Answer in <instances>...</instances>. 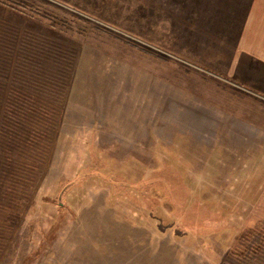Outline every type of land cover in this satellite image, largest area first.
<instances>
[{
	"label": "rangeland",
	"instance_id": "rangeland-1",
	"mask_svg": "<svg viewBox=\"0 0 264 264\" xmlns=\"http://www.w3.org/2000/svg\"><path fill=\"white\" fill-rule=\"evenodd\" d=\"M255 14L264 0H0V65L37 38L68 77L22 125L0 96V264H264V246L228 247L263 200L264 68L244 51L260 50L261 24L244 35ZM84 168L97 171L78 181ZM120 176L157 183L117 194ZM212 214L230 227L195 232Z\"/></svg>",
	"mask_w": 264,
	"mask_h": 264
},
{
	"label": "trees",
	"instance_id": "trees-1",
	"mask_svg": "<svg viewBox=\"0 0 264 264\" xmlns=\"http://www.w3.org/2000/svg\"><path fill=\"white\" fill-rule=\"evenodd\" d=\"M7 6L15 10L17 9L19 12H25L24 10L28 9L31 15H33L34 12H37L33 4H26L20 1L9 3ZM1 25V30L6 31L7 24L2 23ZM35 40L29 39V44L31 45L28 49L30 56L29 59H27V57L25 60L14 61L15 63L12 66V61L10 62L11 64L7 65L5 64L6 60L2 59L4 63H1L0 65V96L1 98H4L3 101L6 102V108L8 107L9 111L13 113L15 123L18 125H22L23 122H25L23 120L26 113L32 111L35 112L37 108L38 111L41 109V103H37L36 101H51V94L59 92L60 95H63L68 87L66 86L68 84V77L63 76V68H60L58 60L53 53L50 52L48 43L45 45V48L42 47L37 49L35 44L39 43V40H37V38ZM68 65L69 64H67V66ZM2 70H5L6 72L11 71V73L7 72L6 75H4L5 73H3ZM6 77L11 78L10 84H8V81H4V78L6 79ZM26 90L39 93V98L33 96V93H28ZM18 111L19 113L17 114L16 112ZM20 112L23 113L22 116ZM29 123L30 122H28V124ZM88 170L90 169L84 168L79 170L75 174L78 178L77 180L79 181L81 179L82 181L87 178L89 174H94V171H97L96 169H92V171ZM96 175L102 176L100 173ZM117 178L124 180L123 184H120L119 179ZM112 180L114 182V184H111L113 192L117 194L123 193V195H127L128 187H133L134 191L138 193L140 192L141 187L144 188V191L149 192V189L157 183L155 182L151 186H147V182H145L142 177L135 182H129L123 176L116 178L112 177ZM262 187L264 188V177L262 179L261 188ZM166 195H168V192H166ZM260 196H262L263 199L262 203H260V205L257 204L256 208L254 205L253 209L248 213L242 224L234 228V231L236 230L235 236L232 238L231 243L228 246L229 250L234 255L244 254L248 251V253L254 254L264 246V191L263 193L261 192ZM20 200L21 205L25 207L24 205L27 203L26 198ZM55 200L56 199L53 198L49 202L54 203L57 208L59 207L58 210H60V207L62 206L57 203V200ZM224 223H226V220L223 216L212 214L207 216L203 223H198L195 232L202 236H207L208 234H213L215 232L217 233L224 230L226 226L230 227ZM168 228H172L173 234L176 236H185L187 233L178 223L172 222L167 225H162L161 222L158 223V229L160 231L165 232ZM255 234L259 235V241L252 242L251 239Z\"/></svg>",
	"mask_w": 264,
	"mask_h": 264
},
{
	"label": "crops",
	"instance_id": "crops-1",
	"mask_svg": "<svg viewBox=\"0 0 264 264\" xmlns=\"http://www.w3.org/2000/svg\"><path fill=\"white\" fill-rule=\"evenodd\" d=\"M259 6V2L255 1L253 4L254 9L257 8ZM254 14V13H253ZM252 15V14H251ZM258 15H254L253 18L250 20V24L248 23L245 31H244V35L247 36V34L252 35L254 34L253 30L256 29L257 27H259L260 25V36L262 38L261 44H260V50L259 51H255L253 48L251 49V46H246L244 47V51L247 52L249 55L246 56V59L248 61V63H250V61H254L253 63H255L256 66L258 67H262L264 68V18H261V23L257 24L258 20ZM249 25V26H248ZM248 27V28H247ZM250 27V28H249ZM251 41V39H250ZM254 50V51H253ZM244 72L246 73V70L244 69ZM245 73H240L238 76V79L244 81V82H249V77L248 74L246 75ZM238 74V73H237ZM242 74V75H241Z\"/></svg>",
	"mask_w": 264,
	"mask_h": 264
},
{
	"label": "water",
	"instance_id": "water-1",
	"mask_svg": "<svg viewBox=\"0 0 264 264\" xmlns=\"http://www.w3.org/2000/svg\"><path fill=\"white\" fill-rule=\"evenodd\" d=\"M70 184H67V185H64L59 193V196H58V201L62 204V201L60 200L61 197H62V193L65 191V189H67V187L69 186Z\"/></svg>",
	"mask_w": 264,
	"mask_h": 264
}]
</instances>
